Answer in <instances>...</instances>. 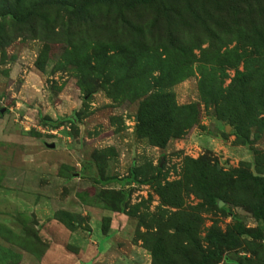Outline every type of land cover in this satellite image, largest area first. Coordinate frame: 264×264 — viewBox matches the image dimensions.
Wrapping results in <instances>:
<instances>
[{"label": "rangeland", "instance_id": "obj_1", "mask_svg": "<svg viewBox=\"0 0 264 264\" xmlns=\"http://www.w3.org/2000/svg\"><path fill=\"white\" fill-rule=\"evenodd\" d=\"M93 12L95 30L77 32L68 28L65 12H47L52 28H41L38 21L32 32L15 25L11 16L0 17V108L6 109L0 115V264H152L153 241L146 234L156 231L152 220L164 212L167 217L188 214L202 250L209 249L212 231L226 233L237 224L260 230L259 238L241 236L239 247L223 255L240 264L264 261V221L245 208V194L211 202L205 191L183 193L182 205L172 207L163 204L157 190L182 181L187 158L207 159L224 173L241 170L264 177V114L249 122L247 143L238 142L234 126L212 108L205 110L194 66V73L170 91L177 105L195 106V123L163 149L150 144L135 130L142 99L115 101L100 85L86 95L78 85L81 75L70 64H60L67 51L75 50L72 43L79 51L108 33L113 41L121 40L116 37L121 27L114 24L117 11ZM153 13L138 10L127 21L133 28L141 20L140 38L160 53L170 52L160 37L163 18L150 25ZM108 24L116 30L103 29ZM179 32L172 34L192 36L191 31ZM152 35L159 38L151 41ZM208 44L201 42V47ZM194 53L200 56L197 49ZM227 73L231 78L233 72ZM66 117L75 123L65 121L54 129L42 120ZM50 143L54 149L46 147ZM118 193L124 195L122 210L114 213L109 207ZM113 218L116 227L110 231ZM213 264L225 263L219 259Z\"/></svg>", "mask_w": 264, "mask_h": 264}, {"label": "trees", "instance_id": "obj_2", "mask_svg": "<svg viewBox=\"0 0 264 264\" xmlns=\"http://www.w3.org/2000/svg\"><path fill=\"white\" fill-rule=\"evenodd\" d=\"M97 8L117 11L114 24L121 27L122 34L116 35L121 40L113 41L108 33L93 45L84 43V49L79 51L72 43L75 50L67 51V58L60 62L64 66L70 64L81 75L78 85L86 95H92L100 85L115 101L125 97L142 99L135 130L150 144L163 149L169 139L180 138L196 121L195 106L177 105L170 91L174 83L189 78L195 71L205 110L212 108L219 119L234 126L238 142L247 143L249 122L259 113L264 114V0H0V17L11 16L15 25L32 32L38 21L41 28H52L53 21L46 13L53 10L65 12L68 28L77 32L86 27L93 31L96 27L90 19ZM143 9L154 12L150 25L163 18L165 26L162 25V36L158 35L167 40L172 51L165 49L163 54L158 47L150 48L140 38L144 36L142 21L138 19L140 22H135L133 28L127 21ZM110 25H103V29L114 32L115 27ZM97 27L102 29L101 25ZM177 31H191L192 36L172 34ZM154 37L159 38L152 35L149 40ZM201 42H208V47L202 48ZM195 49L200 56L194 53ZM40 58L44 62V53ZM228 70L233 72L231 78ZM155 71L159 72L158 77L154 76ZM229 78V84L223 86ZM42 120L54 129L65 121L75 123L72 117ZM184 167L182 181L157 186L163 204L181 206L183 193L198 195L205 191L211 202L245 194V208L256 220L264 221V177L241 170L224 173L204 158H187ZM116 195L109 210L119 213L124 195ZM164 215L165 212L160 219L152 220L156 231L146 234L153 241L152 264H213L219 259L225 264H240L226 258L223 251L239 247L241 236L261 235L260 230L250 231L237 224L226 233L212 231L207 238L209 249L202 250L194 241V221L188 214Z\"/></svg>", "mask_w": 264, "mask_h": 264}, {"label": "water", "instance_id": "obj_3", "mask_svg": "<svg viewBox=\"0 0 264 264\" xmlns=\"http://www.w3.org/2000/svg\"><path fill=\"white\" fill-rule=\"evenodd\" d=\"M5 111H6L5 108H0V115H3ZM46 147L49 148V149H54L55 148V144L54 143L46 144ZM32 217H33V220H34L33 221L34 224L37 225V222L35 221V216L32 215Z\"/></svg>", "mask_w": 264, "mask_h": 264}, {"label": "crops", "instance_id": "obj_4", "mask_svg": "<svg viewBox=\"0 0 264 264\" xmlns=\"http://www.w3.org/2000/svg\"><path fill=\"white\" fill-rule=\"evenodd\" d=\"M2 116V115H1ZM112 220V219H111ZM116 227V219L113 218V220L110 222V225H109V230L112 231L114 230ZM104 235V234H103Z\"/></svg>", "mask_w": 264, "mask_h": 264}]
</instances>
